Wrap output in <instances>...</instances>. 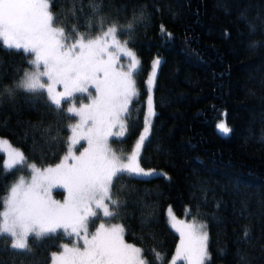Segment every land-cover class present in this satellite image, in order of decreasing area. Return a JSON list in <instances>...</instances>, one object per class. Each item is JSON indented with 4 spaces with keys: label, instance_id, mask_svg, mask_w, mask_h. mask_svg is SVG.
<instances>
[{
    "label": "trees",
    "instance_id": "trees-1",
    "mask_svg": "<svg viewBox=\"0 0 264 264\" xmlns=\"http://www.w3.org/2000/svg\"><path fill=\"white\" fill-rule=\"evenodd\" d=\"M93 2L102 3L99 15L109 24H127L143 12L145 22L128 45L141 61L133 77L139 96L129 105L126 135L109 137V145L116 154L130 150L145 118L144 78L156 55L162 62L151 93L156 115L139 162L168 177H121L113 188V199L123 202L119 217L99 220L123 225L125 240L142 248L144 259L153 260L149 250H154L159 257L155 264H167L177 240L165 215L169 205L176 215L207 224L211 260L206 264H239L238 248L245 249L251 264H264V0H55L53 11L61 14L58 26L70 29L92 21ZM162 25L171 37L161 33ZM101 33L94 27L90 34ZM117 39L123 43L129 37ZM253 41L262 46L250 50ZM30 59L22 51L0 46V87L19 79ZM61 107L66 112L63 100ZM218 120L231 129L228 135L218 130ZM74 122V115L69 118L49 107L45 92L43 98L18 92L14 101H0V135L37 165L62 156L70 137L67 126ZM26 171L6 174L0 167V196L17 173ZM52 192L60 196L61 189ZM189 208L192 215L187 214ZM245 227L251 228V246L238 243ZM62 242H70L62 232L39 240L30 236L28 255L11 249L10 238L3 237L0 262L48 264Z\"/></svg>",
    "mask_w": 264,
    "mask_h": 264
},
{
    "label": "snow or ice",
    "instance_id": "snow-or-ice-1",
    "mask_svg": "<svg viewBox=\"0 0 264 264\" xmlns=\"http://www.w3.org/2000/svg\"><path fill=\"white\" fill-rule=\"evenodd\" d=\"M54 2L0 0V46L22 51L25 56H34V59L27 60L31 70L25 69L11 85L0 87V101L5 97L14 101L18 92L35 98H43L46 92L49 107L55 106L58 113L64 112L69 118L72 115L80 118L79 123L67 126L72 132L65 141L67 154L55 167L43 170L34 164L29 165L23 152L14 148L7 139L0 138V153L7 155L3 165H0L4 172L31 171L30 180L19 177L7 194L0 196V207L4 209L0 212V238H11V249L31 255L30 236L39 240L62 232L70 242L74 236L76 242L71 247L66 243L61 245V251L50 254L51 264H155L158 254L149 250L154 259H144L142 248L125 241L123 225L106 226L100 223L96 227V221L101 218L111 220L119 217L123 202L113 199V188L118 187L121 177L168 178L154 169L145 170L139 162L141 150L151 133V120L156 115L151 93L157 69L162 63L159 58L153 61L152 72L146 81L149 95L145 126L131 154L117 155L109 147V137L126 135L128 125L125 120L130 119L129 105L139 96L133 77L140 70L141 61L128 45L133 42L138 26L145 22L143 12L139 16L133 15L127 24L118 21L109 24L107 17L99 15L102 3L93 2L89 4L93 20L86 25L72 24L68 29L57 26L61 14L53 11ZM72 15L74 20L78 19L74 10ZM85 26L88 31L80 32L79 28ZM94 27L100 28L102 35L92 37L90 33ZM249 27L254 34V26ZM161 33L171 37L163 25ZM118 36H128L129 39L121 43ZM260 46V42L249 43L250 50ZM116 52L123 54L128 60L127 65L118 64ZM58 84L63 85V92L56 91ZM77 94L80 96L77 97ZM78 98L89 99L90 102L81 104L79 108L73 103L66 112L61 107L62 100L66 103ZM117 127L119 131L113 132ZM217 128L225 136L231 132L223 121ZM81 140H86L88 147L76 155L74 149ZM261 142H264V135ZM124 160L127 163H123ZM54 188L67 192L63 202L52 198ZM216 206L219 208L220 204ZM168 213L171 228L180 235V245L171 264L178 261L206 264L210 261L207 224L179 220L171 207ZM187 214H193L191 208ZM196 214L199 215V209H196ZM90 225L95 229L92 232L89 231ZM242 232L238 243L251 246V228L245 227ZM138 239L142 241V238ZM224 254L221 249L220 255ZM236 256L239 264H251L245 249L238 248Z\"/></svg>",
    "mask_w": 264,
    "mask_h": 264
},
{
    "label": "rangeland",
    "instance_id": "rangeland-1",
    "mask_svg": "<svg viewBox=\"0 0 264 264\" xmlns=\"http://www.w3.org/2000/svg\"><path fill=\"white\" fill-rule=\"evenodd\" d=\"M58 26V25H57ZM99 35H102V33L101 34H99ZM99 35H97V36H99ZM93 37H95V36H93ZM108 43L109 44H111L112 43V41H111V39H109V41H108ZM122 43V42H121ZM132 50V49H131ZM118 57H119V60H118V64H120V65H127V63H128V60L126 59V58H124L123 57V54L122 53H120V52H116L115 53ZM31 59H34V56L33 55H31ZM155 59H157V56L155 55L154 57H153V60L150 62V66H149V68H148V70H147V73H146V75H145V78H144V82H145V95H144V100H145V102L147 101V97H148V95H149V92L147 91V87H148V85L146 84V81L148 80V78H149V75H150V73L152 72V63H153V61L155 60ZM29 69V68H28ZM29 70H31V69H29ZM124 70H127L126 68L124 69ZM46 79V78H45ZM63 85H60V84H58V85H56V91L57 92H63ZM46 93V92H45ZM46 95H47V93H46ZM93 95H95V93H94V90H93ZM80 96V94H78V96L77 97H79ZM90 101H89V99H77V100H75V101H72V100H69L68 102H66L65 103V108L67 109L68 107H71L72 105H73V103H75V106L77 107V108H79L80 107V105L81 104H88ZM147 113V104H146V108H145V113L144 114H146ZM79 116H75V122H74V124H77V123H79ZM221 122V120H218L217 121V125L219 124ZM73 124V125H74ZM144 118H143V122H142V127H140V129H139V131H138V133L136 134V138L133 140V142H132V145H131V147H130V150H128L127 152H126V154L125 155H130L131 154V151H132V149L134 148V145H135V143L138 141V138H139V136L141 135V133L143 132V130H144ZM113 132H116V131H119V128L117 127V128H114L113 130H112ZM72 135V132L70 131V136ZM0 138H4V139H6L4 136H2V135H0ZM83 141V144H82V146H80L78 149H74V151H75V154L76 155H79L80 154V152H82L83 150H84V148H86V147H88V144H87V142H86V140H82ZM13 145V144H12ZM13 147L14 148H16V149H18L17 147H15L14 145H13ZM109 147H110V145H109ZM19 150V149H18ZM67 151H68V146L66 145V148H65V150L63 151L64 153L62 154V156H60V158L57 160V161H55V162H53V163H50V164H46V165H37V164H34V163H31V162H27L29 165H32V164H34L36 167H38V168H40L41 170H43L44 168H47V167H55V165H57V164H59L60 162H61V160H62V158L67 154ZM2 165H3V163H4V161L7 159V155L6 154H4V153H2ZM117 155H120V154H117ZM123 163H127V160H124V161H122ZM69 163H71V161H69ZM141 167H143V168H145V170H149V169H154V170H156L157 172H163V171H161L160 169H157V168H155V167H152V166H143V165H141ZM24 177L26 180H30L31 179V171H30V169H27V171L25 172V173H17L16 175H15V177H14V179L12 180V182L10 183V185L8 186V188H7V190L9 189V187L12 185V184H14L16 181H17V179L19 178V177ZM7 194V191H6V193H5V195ZM51 196H52V198L54 199V200H57V201H61V202H63V200L65 199V197L67 196V192L65 191V190H63V189H61V194H60V196H56V195H54V193L53 192H51ZM107 202V201H106ZM169 205L168 206H166V209H165V215H166V219H167V221H168V223L170 224V222H169V213H168V209H169ZM4 209H3V207H2V209H1V212L3 211ZM172 210V209H171ZM173 212V211H172ZM174 213V212H173ZM100 214H102V211H101V213ZM175 214V213H174ZM175 216L177 217V219H179V220H183V221H185L186 223H192L194 220L197 222V223H203V220H201V219H199V218H197V217H194V216H185V215H176L175 214ZM100 223H105V225L106 226H111L112 224H119L118 222H105V221H103V220H98L97 222H96V227H98L99 226V224ZM95 229L94 228H92V229H90L89 231L90 232H92V231H94ZM175 230V229H174ZM176 234H177V240H176V243H175V250H174V252H173V254H172V256L170 257V259H169V261L167 262V264H171V261H172V258L175 256V254H176V249H177V247L180 245V235H179V233L178 232H176ZM10 241H11V243H12V240H11V238H10ZM126 241V240H125ZM76 242V238L73 236V242H62L61 244H60V246H59V248L57 249V250H54V251H52V252H58V251H61L62 250V248H61V245H63V244H69V246L71 247L72 246V243H75ZM127 243H130V242H128V241H126ZM82 243V242H81ZM132 244V243H131ZM136 246V245H135ZM51 252V253H52ZM48 264H51V260L49 259V262H48ZM182 264H188V261H182Z\"/></svg>",
    "mask_w": 264,
    "mask_h": 264
}]
</instances>
